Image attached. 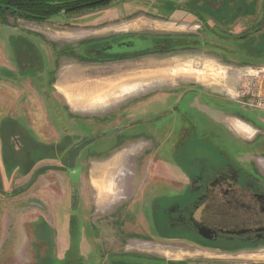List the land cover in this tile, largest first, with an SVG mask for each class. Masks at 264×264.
Returning <instances> with one entry per match:
<instances>
[{
    "label": "rangeland",
    "instance_id": "374dc122",
    "mask_svg": "<svg viewBox=\"0 0 264 264\" xmlns=\"http://www.w3.org/2000/svg\"><path fill=\"white\" fill-rule=\"evenodd\" d=\"M177 1L115 0L107 6L88 12H62L47 21L9 16L6 24L0 23V123L4 116L10 115L12 120L23 125L26 119H22V116H27V125L36 134L37 141L43 143L50 135L52 138V126L47 124L45 119L40 121L36 116L39 111L48 115L44 101L39 103L36 99L34 102L31 98L28 101L29 106L25 107L23 93L26 87L32 91L41 87L50 90L51 81L52 106L58 108L57 112L62 117L65 113L61 107L65 103L73 113L85 115L95 122L104 115L105 121L110 120L113 116L109 115L110 112L134 98L143 97L149 91L159 92L160 89H175L180 86L187 89L191 86L222 96L229 104L247 106L253 115L255 114L256 127H252L253 134L244 136L230 129L233 133L231 137L222 133L219 135L220 140L215 141L219 147L225 149L227 155L233 157L234 166L242 163L248 165L245 168L250 176L264 181V56L257 59L255 55H248L250 62L241 63L238 61L241 56H237L238 59L232 56L231 60H227L219 51H211L209 47L213 46L210 44H207L209 47L205 44L199 47L198 38L202 36L199 35L201 28L197 27L199 22L196 19L179 11L165 13L166 8L158 7L166 2L176 4ZM178 2L187 3L183 0ZM196 4L199 3L194 2L192 9ZM238 4L240 7L244 2L239 1ZM154 9L155 11H152ZM223 9L222 7L221 11ZM217 10H220L218 6ZM247 14V18L234 21L233 33L243 34L248 30L255 38L260 35L258 32H263L264 35V0H256ZM202 17L208 19L204 15ZM255 29L259 31L255 32ZM9 34L21 39H10L7 42L5 40ZM127 34H141L143 38L151 35L153 40L150 42L155 48H144L129 55L115 57H86L106 43L103 38ZM187 45L189 46L186 48L182 47ZM194 45L197 47L193 48ZM8 66L10 68L6 69ZM101 77L118 78V82L124 83L127 78L132 81L127 84L130 85L127 89H124V86L119 87L113 98L102 105L86 107L74 102H71L72 105L67 101L63 88L76 87L86 79L89 82ZM64 78L69 79L65 81ZM27 95L29 97L31 93ZM7 98L9 100L5 102ZM123 110L114 113L113 120H116ZM43 116L45 118L44 114ZM242 117L245 119V115ZM252 119L250 117V120ZM104 120L102 119L103 123ZM233 120L236 118L230 119L229 128H232ZM98 122L101 124L100 120ZM2 127L4 128V125L0 124V149L4 148ZM87 129H91V126ZM126 137L132 138L121 135L116 141L114 138L100 141L104 155L109 150L123 145L124 141H132L131 138L125 139ZM69 141L66 140L64 144ZM15 142L18 147L16 139ZM140 151L134 152L133 155L130 151H123L117 156H102L99 160H104L100 161V164L95 163L97 159L90 158L89 161H93L91 168L83 167L82 171L70 173L60 168L50 169L52 154L45 153L43 155L46 161L40 163L46 164L42 166L45 168L41 169L40 175L36 172L33 177H30L31 174L20 176L8 169L7 163L10 167L12 157L11 151H8L5 165L0 157V244H3V235L17 234L18 230H25L28 234V244H35L38 238L33 232L36 229L37 232L48 235L43 239H52V259L69 260L70 264H82L84 257L81 258V253L84 250L80 246L86 249L90 246L88 264H188V261L194 264H212L216 261L264 264V240L249 243H239L237 240L213 241L198 233L189 234L173 228L172 224L166 226L165 221L155 214L160 207L153 209L151 219L142 218L140 214L146 211L147 205L137 202L139 196L135 192L147 191L146 183L158 184L168 180L172 186L177 180L186 182L187 178L172 171L147 172L145 167L151 160L147 159L144 153L140 155ZM121 154L125 157L119 160ZM222 158L217 152L210 157L201 156L199 162L201 166L212 165ZM229 158L226 157L227 160ZM113 160L114 163L108 164ZM70 165L72 167L74 163ZM135 165L142 167V170H134ZM103 167L104 171L105 167L108 168L106 170L113 171L114 177L112 176L110 185L101 193L96 189L95 182L100 179L96 173L102 171ZM109 187L113 192L107 191L106 198L101 197V194L107 193ZM101 198L107 200L108 204L98 205L97 199ZM124 212L128 213L125 218L120 215ZM50 213L52 216L47 220L48 227L43 228L39 223L40 218H47ZM51 228L54 231L52 237L48 233ZM68 229L72 231L69 242L72 245V248H69L72 258H68L67 253L59 248L61 244L64 246L66 241H70L69 236H66L69 234ZM80 231L84 232V237L78 236ZM12 245L13 238H9L8 244H5V247L2 245L0 250L3 247L8 250ZM208 246H216L218 249ZM28 248L32 251L31 247ZM1 256L2 253L0 264H14L8 261V254Z\"/></svg>",
    "mask_w": 264,
    "mask_h": 264
},
{
    "label": "flooded vegetation",
    "instance_id": "af4514ba",
    "mask_svg": "<svg viewBox=\"0 0 264 264\" xmlns=\"http://www.w3.org/2000/svg\"><path fill=\"white\" fill-rule=\"evenodd\" d=\"M188 6L190 5L185 6L187 9L185 14L204 25L205 22L202 23L203 20L199 15L201 4H196L194 9L192 6L186 8ZM164 8L167 9L165 13L177 11L183 13L175 6ZM213 15H210L208 11L204 13V16L208 18L207 22L211 25L215 21ZM0 20L3 25L7 22V18ZM203 25H200L199 35L213 42L211 38L213 36L206 37L207 35L203 32L205 26ZM230 29L232 32V27ZM145 38L141 34L109 36L103 38L106 43L86 57L89 59H95L101 55L115 57L122 54L129 55L144 48H155L150 42L153 37L150 35ZM10 39L16 41L21 38L13 36ZM166 52L170 51L166 50ZM222 55L229 59L232 56L238 58L237 54L230 52ZM25 90L28 88L26 87ZM25 90L23 93L25 97H28ZM36 90L39 89L36 88ZM29 97L25 101V107L29 106L28 101L31 98L34 102L37 98L32 93ZM44 104L46 105L47 102ZM61 108L65 113L64 117L57 112L56 106H52L51 150L46 149L48 145L44 142L37 141L36 134L27 125V116H22V119H26L23 125L12 120L10 115L4 116L0 123L4 125V128L2 127L4 148L0 149L2 155L0 157L5 165L3 156L7 162V153L11 151V156L16 158L15 167L12 161H10V167L7 163L12 173L24 177L28 174L33 177L36 172L40 175L41 169L45 168L42 166L46 165L40 164L46 161L43 155L45 153L52 154L50 169L60 168L70 173L82 171L83 167L91 168L93 161H89L90 158L97 159L98 162L95 163L98 164L102 156L106 158L117 156L123 151H130L133 155L134 152L143 150L140 151V155L144 153L146 158L151 160V163L145 167L147 172L172 171L182 174L187 181L177 180L172 186L169 185L168 180L158 184L146 183L147 191L135 192L139 196H137L139 198L137 202L147 205L146 211L140 214L142 218L151 219L153 209L160 207L155 214L157 213V216L165 221L166 226L172 224L173 228L176 227L189 234L198 233L213 241L237 240L239 243H249L264 240V181L250 176L248 169L245 168L248 165L242 163L234 166L233 157L227 155L225 149L216 143L220 140L219 135L222 133L230 137L233 135L230 130L232 128L228 127L230 119H244L243 115L247 117L248 114H253L247 106L229 104L222 96L199 88L188 86L184 89V86H180L175 89H160L159 92L158 90L149 91L141 98H134L110 112L109 115L114 116V113L124 109L116 120H113L112 116L110 120L105 121L104 115L98 119L101 124H98V120L95 122L85 115L73 113L65 103ZM43 114L46 115L44 112ZM90 126L91 129H87ZM121 135L132 136V138H125H131L132 141H124L123 145L115 150H109L104 155V149L99 142L109 138H114L116 141ZM133 138L137 139L133 140ZM15 139L19 144L18 147ZM66 140L70 141L64 144ZM236 140L239 139L236 138ZM217 152L223 157L221 161L212 165H200L201 156L210 157ZM226 157L230 158L227 160ZM71 163H74V166L71 167ZM134 170H142V167L135 165ZM26 171L27 173L24 174ZM120 215L125 218L128 213L124 212ZM89 248L90 246L88 249L82 248L84 250L81 253V258L84 257L82 264L89 262ZM208 248L218 249L216 246H208ZM70 253L71 251L68 252V258L71 257ZM64 264H70V261L67 260Z\"/></svg>",
    "mask_w": 264,
    "mask_h": 264
},
{
    "label": "crops",
    "instance_id": "0c3cea01",
    "mask_svg": "<svg viewBox=\"0 0 264 264\" xmlns=\"http://www.w3.org/2000/svg\"><path fill=\"white\" fill-rule=\"evenodd\" d=\"M178 1L176 3L177 5L175 4L176 9L178 8L179 10H182V12L185 13L187 11V9H185V6L188 4L189 1L191 2L192 0H183V1L187 2V3H184V4H181ZM161 6L162 7H169L166 4H162V5L158 6V7H161ZM151 7L154 8L153 6H151ZM152 11H155V9L152 10ZM173 16H175V15H173ZM198 24L201 25L200 23H198ZM199 25H197V27H200ZM232 26H233V24H232ZM245 32L249 36H252V34H250L251 32H249L248 30L245 31ZM240 33L241 32L235 33V34H240ZM258 33L259 34H263V32H258ZM243 34L241 33V35H243ZM11 35L9 34V36L6 37L5 41H7V42L10 41V38L13 37ZM26 39L29 40V41L30 40L32 41V39L29 38V37H26ZM263 56L262 57L258 56L257 59L263 58ZM49 57H50V59H52L50 54H49ZM8 60H9V58H8ZM2 67H4V64H2ZM9 68H10V66L6 67V69H9ZM80 77H82V75ZM103 77H101L100 79L104 80V81H100V79H97V80L94 79L93 81L87 82L88 79H86V81H83L82 83H80L76 87L68 86L66 88H63V90L60 88V90L63 91V93L65 94V97H66L68 102H70V103L74 102L76 105L83 104L84 106L88 107L89 105H102L103 103H105L107 101H110L113 98L114 93L118 91L119 87L124 86V89H127L128 86H130V85L127 86V84L131 83V81H132L129 78H127L125 83L122 82V81H120V83H119L118 80L120 79V76L118 77L119 79L118 78H116V79H114V78L104 79ZM68 79L64 78L65 81H67ZM106 80H108V81H106ZM119 84H121V85H119ZM50 85H51V89L50 90H44V89H42V87L39 90H36V89H33V91L31 89H28V90L24 89V90L26 91V93H32L35 96L38 95L36 99H38L40 103H41V101L47 102V104L44 107H46L48 109V115H45V118H44V116L42 114L38 113L36 116H37V118L40 121H43L41 119H45L47 124H50L52 126V81H51ZM36 92H38V94ZM95 97L96 98L98 97L97 98L98 100L95 99ZM27 98L28 97H25V101H27ZM5 100H6L5 102H7V100H9V99L7 98ZM71 104L73 105V103H71ZM44 107H43V110H44ZM251 115H253V114H251ZM251 115L248 114L247 117H245V119L236 118V120L231 121L232 129L235 132H237L239 134H242L244 136L245 135L249 136V135L253 134L252 127L253 126L256 127L255 124H254V122H255L254 121L255 120V114L253 116H251ZM250 117H252L253 119L250 120ZM43 124H44V122H43ZM249 128H251V129H249ZM43 142H44V144L48 145V146H46L47 147L46 149L51 150V148H52L51 135L49 136L47 141L43 140ZM1 157H2V155H1ZM124 157L125 156H123V154H121V155H119L118 159L122 160ZM114 161L115 160H113L112 162H110L108 164L114 163ZM103 165H105V164H103ZM106 169H108V168L105 167V171H104V167H103L101 169L102 171H99V172L96 173L97 174L96 176L98 178H100V179L95 182V186H96V189L98 191H100L101 193H103V189H105L107 185H110V182L113 179L112 176L114 177V175H113L114 172L111 171V170L108 171ZM107 191L109 193L113 192L110 187H109L108 190H106V192ZM108 192L105 193V194H101V197H103V196L105 197L106 194L108 195ZM97 204L104 206V205H106L108 203H107V200H105L104 198H101V199H97ZM51 216L52 215L50 213V215L47 218L45 217L46 219L44 217L40 218V222L39 223H41L44 226L43 228H47L48 227L47 220L49 221L51 219ZM70 220H71V217L69 218V221ZM38 230H40V229H38ZM53 232L54 231L52 230V228L48 229V233H49L50 237H52V233ZM68 232H69V234H66V236L67 237L69 236L70 241H68V242L66 241V244L64 246H62V244L59 246L60 250L64 251V253H67V255H68V252L71 251V249H69V248H71V246H72L71 244H69V242H71L72 231L70 229H68ZM83 233L84 232L80 231L78 236H81V235L85 236V234H83ZM33 235L36 238H38L35 244H28V239H27L28 234H27V232H25V230H22V231L18 230L17 234H10L9 235V233H8L6 236L3 235L2 236V243L3 244H0V249H1L2 245L4 246L5 244H8L9 238H13V245L8 250H4V247H5L4 246L2 248V250H0V253H2V256L5 255V254H8V256H7L8 261L10 260V263L12 262L14 264H24V263H27V264H52V263L53 264H59V263H65L66 262V260H59L57 258L56 259H52V239L49 240V241H47L46 239H43L44 237L48 236L47 234H42L41 231L39 233L36 230H34ZM28 247H31L32 251H30ZM80 247L83 248V246H80ZM89 251H90V249H89ZM182 259H184V258H182ZM188 262H189L188 264H194V263H191L190 261H188ZM212 264H243V262H239V261H221V262H217L216 261V262H214Z\"/></svg>",
    "mask_w": 264,
    "mask_h": 264
},
{
    "label": "trees",
    "instance_id": "16d2710c",
    "mask_svg": "<svg viewBox=\"0 0 264 264\" xmlns=\"http://www.w3.org/2000/svg\"><path fill=\"white\" fill-rule=\"evenodd\" d=\"M115 0H0V19L5 20L9 16H16L25 18L28 20L34 21H47L53 17L59 15L62 12L65 13H80L88 12L98 8H102L111 4ZM244 2L239 7L238 2ZM256 0H226L222 2L221 0H192L188 2V5L193 6L194 2L201 4L200 17L202 23L205 22L203 32L207 35L206 37H213V42L208 40V38L199 39V47L201 44L212 45L209 47L211 51H219L222 55L223 53L230 52L232 54H237L241 56L238 59L241 63H248L250 59L249 56H254L257 58L264 55V35L260 34L257 38L247 35L245 32L243 35L234 34L230 32V28L234 21L239 18H246L249 15L247 11L250 10V7L253 8V4ZM167 6H175L172 2H166ZM210 6H213L212 8ZM217 6L220 10H217ZM215 7V8H214ZM222 7L224 8L222 11ZM214 8V9H213ZM212 10V11H211ZM204 11H208L210 15H213L215 19L214 24H209L208 19H204ZM214 11V12H213ZM259 29H255V32H258ZM202 32V33H203ZM252 34V33H250ZM253 35V34H252ZM174 38L173 36H170ZM177 38V37H176ZM188 42V41H187ZM182 46V47H188ZM193 46V44H192ZM191 46V47H192ZM203 46V45H201ZM235 46V47H234ZM194 47H197L194 45ZM238 47V51H235V48ZM229 59L227 56L225 57ZM4 164H6V159L3 156ZM13 166L15 167L16 158L12 157L11 159ZM13 167V168H14ZM10 169V168H9ZM24 172V174H26Z\"/></svg>",
    "mask_w": 264,
    "mask_h": 264
},
{
    "label": "bare ground",
    "instance_id": "6f19581e",
    "mask_svg": "<svg viewBox=\"0 0 264 264\" xmlns=\"http://www.w3.org/2000/svg\"><path fill=\"white\" fill-rule=\"evenodd\" d=\"M96 80H97V79H96ZM98 81H99V80H98ZM100 81H104V80H101V79H100ZM106 81H108V80H106ZM112 81H113V80H112ZM114 81H115V80H114ZM96 82H97V81H96ZM119 83H120V82H119ZM121 83H122V82H121ZM114 84H115V83H114ZM114 84H113V85H114ZM110 85H111V84H110ZM119 85H121V84H119ZM83 86H84V85H83ZM117 86H118V85H117ZM109 87H110V86H109ZM103 88H104V87H103ZM116 89H117V88H116ZM104 90H105V89H104ZM79 91H80V90H79ZM93 92H94V91H93ZM95 92H96V91H95ZM99 92H100V91H99ZM107 92H108V91H107ZM73 93H74V92H73ZM88 93H89V92H88ZM100 93H101V92H100ZM107 95H108V94H107ZM111 95H112V94H111ZM83 96H84V95H83ZM91 96H92V95H91ZM88 97H89V96H88ZM88 97H87V98H88ZM89 98H90V97H89ZM93 98H94V97H93ZM97 98H98V97H97ZM97 98L95 97V99H97ZM92 100H93V99H92ZM97 100H98V99H97ZM76 102H77V101H76ZM78 103H79V102H78ZM101 181H102V180H101Z\"/></svg>",
    "mask_w": 264,
    "mask_h": 264
}]
</instances>
